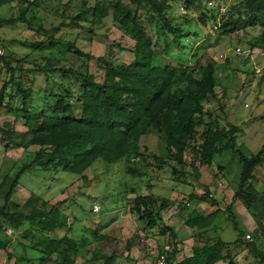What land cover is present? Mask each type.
I'll return each mask as SVG.
<instances>
[{"label": "trees", "instance_id": "trees-1", "mask_svg": "<svg viewBox=\"0 0 264 264\" xmlns=\"http://www.w3.org/2000/svg\"><path fill=\"white\" fill-rule=\"evenodd\" d=\"M7 1L0 0V8ZM14 1L20 8L18 15L9 18L0 15V27L24 23L38 35L47 32L29 14L39 9L42 2L56 1L65 6L69 3L68 0ZM129 1L134 5L132 8L121 0H95L86 10L73 16L69 25L76 24V20L87 19L84 15L88 11L91 25L111 17L117 29L134 41L133 59L128 64L118 65L108 56L96 58V63L102 60L100 75L96 78L89 71V63L84 70H76L61 65L62 59L48 58L44 64H37L35 68V71L45 76L46 83L53 82V86L42 91L40 105L32 102L30 87L25 86L23 79L15 75L16 72L22 73L24 60H15L12 66L6 57L0 56V65L6 68L9 75L0 87V113L14 117L13 122L5 123V128L0 131L5 135L8 145L23 150L38 148L32 154L29 164L14 175H5L0 181V249H7L8 241L1 237L6 228L13 231L26 228L31 238L30 247L41 253L38 264H76L81 249L86 247L96 254L99 251L97 244L100 243L104 247L106 243L110 244L106 246L108 254L101 256V264H113L117 257V240L112 236L92 230L90 235L93 240L85 236L74 240L68 234L61 238L51 237L50 233L58 228L65 227L67 231L71 228L68 216L60 209L61 204H51L36 198L29 212L23 209L8 212L11 197L19 186L21 176L34 168L45 172L60 169L86 181L88 171L99 160L104 162L105 167L133 160L145 161L147 147L141 144V140L149 134H155L164 153L161 156L153 154L151 158L158 168L166 159L174 162L172 172L176 181L182 183H187L184 180L187 173L185 153L194 142L195 150L209 162L215 155L223 156L227 151H232L241 165L233 199L242 203L255 223V228L251 230V240H246L247 230L239 224L230 204L224 211L236 233L233 240L224 241L220 236L210 237L206 231H202L198 234L205 235V240L201 245L192 247L191 256L176 262L174 251H162L160 255L165 256L168 264H215L219 261L237 264V257L243 251H248L260 264H264V249L256 243L260 236H264V186L257 188L253 185L255 174L264 163V144L255 154L244 155L236 147L238 129L234 126L229 130L219 128L217 119L205 108V103L217 97L216 64L213 59L205 56L197 59L193 65L179 62L175 67L169 63L163 67L152 65L154 57L167 56L173 54V48H182L181 40L187 33L190 19L184 15H172L171 6L175 0ZM181 1L187 11L196 2ZM207 3L212 5V0ZM146 7L148 17L144 20L141 11ZM219 11L217 7H205L200 11L198 19L202 25L212 21L218 36L258 29V36L251 47L264 52V0H235L223 14ZM54 31H59V27H55ZM64 44L70 49L74 48L72 42L55 40L52 35L30 44V47L38 49L45 45L52 47ZM75 52L83 55L79 50ZM84 56L87 61L93 59L89 54ZM53 78H58V81H53ZM17 100L19 104H16ZM32 115L41 121L37 125L28 126ZM17 122H22L24 131L16 129ZM218 168L222 169L221 166ZM127 172L135 173L131 167H127ZM207 195L198 196L193 193L189 200L204 201ZM133 202L134 207L130 211L138 215L139 221H145L149 228L161 222V231L175 237L173 230L161 220L162 211L173 202L164 200L157 206L158 198L153 194L138 195ZM206 218H186V223L193 226L199 219L202 222L200 228L203 229L207 226L206 221L212 217ZM22 237L28 236L23 233ZM130 247L131 243L126 242L125 250L128 251ZM11 255L15 256L19 264L30 261L14 252L8 258ZM59 258L63 261H57ZM95 260L96 257H91L83 264H94Z\"/></svg>", "mask_w": 264, "mask_h": 264}, {"label": "rangeland", "instance_id": "rangeland-1", "mask_svg": "<svg viewBox=\"0 0 264 264\" xmlns=\"http://www.w3.org/2000/svg\"><path fill=\"white\" fill-rule=\"evenodd\" d=\"M68 1L67 6L59 5L56 1L42 2L39 9L29 14L34 16L37 23L42 24L47 34L41 32V35H38L24 23L0 27V56L6 57L12 66L15 65V60H24L22 73L16 72L15 75L20 76L25 86L30 87L33 94L32 102L36 105L41 104L42 91L53 86V82L46 83L45 76L35 71L36 65L44 64L46 59H62L61 65L76 70H84L89 63V71L98 78L102 60L97 64L96 58L108 56L114 64L119 65L128 64L134 56V41L117 29L111 17L105 18L97 25H91L88 21L90 18L88 11L84 15L87 19L76 20V24L69 25L73 16L86 10L95 0ZM121 1L129 8L134 6L129 0ZM234 1L212 0L210 6L219 8L220 14H223ZM207 2L208 0H196L194 6L187 11L181 0H175L171 6L172 15L174 17L184 15L190 19V24L186 27L187 33L181 40L182 48H173V54L167 56L154 57L152 65L163 67L169 63L175 67L179 62L193 65L197 59L205 56L213 59L216 64L217 97L204 106L217 119L219 128L229 130L234 126L238 129L236 147L244 155L255 154L264 144V52L251 47L259 30L247 29L246 32L234 33L231 36H218L212 21L209 20L206 25H202L198 19L200 11L210 7ZM19 9L16 1L8 0L0 8V15L3 18L16 17ZM147 9L148 7L141 11L144 20L148 17ZM55 27H59V31H54ZM49 35L64 43L72 42L74 48L70 49L66 44L52 47L45 45L38 49L30 47V44ZM75 50H79L83 55L80 56ZM87 54L93 59L87 61L84 56ZM220 54L223 58H218ZM8 78L6 68L0 65V87ZM52 80L58 81V78ZM16 104H19L18 100ZM13 120V116L0 113V129L5 128V123ZM40 121V118L32 115L28 126L37 125ZM15 127L20 131L25 130L22 122H17ZM5 139V135L0 131V181L5 175H14L29 164L32 154L38 149L30 147L23 150L8 145ZM194 143L185 153L187 173L184 180L187 183L176 181L172 172L174 162L171 160L166 159L161 167H156L157 163L151 155L161 156L164 150L158 137L149 134L141 140V144L147 147L145 161L133 160L105 167L104 162L99 160L88 171L86 181L60 169L45 172L34 168L25 172L11 197L8 212L21 209L29 212L36 198L47 200L51 204L59 202L60 209L68 216L71 228L69 231L65 227L58 228L50 233L51 237L61 238L68 234L74 240L80 236L93 240L90 235L92 230L108 234L117 240V257L113 264H155L162 251H169L167 246L171 248L174 239L181 242V256L190 254L191 247L189 244L185 245V242L189 241L196 245L198 242L202 243L205 237L202 234L191 236L193 226L187 225L186 218L203 215L208 217L205 213L211 209L218 210L215 215L223 231L220 237L224 241L233 240L236 233L227 221L224 210L231 201L243 206L239 200L233 199L241 170L240 162L232 151H227L223 156L215 155L209 162L207 158L199 155L197 149L195 150ZM218 166L222 169L220 170ZM127 167H131L135 173H128ZM253 185L257 188L264 186V163L255 174ZM193 193L198 196L209 194L204 201H200L202 207L197 208L199 201L189 200L190 194ZM148 194L158 198L157 206L164 200L173 202L162 211L161 220L167 227L175 230L174 238L168 232L161 231V222L158 226L149 228L145 221H139L135 212L130 211L133 210V199L136 196ZM95 206L99 208L97 211H94ZM200 208H204L205 212ZM194 209L199 211L194 212ZM244 214L247 216L245 211ZM248 221V228H255L254 221L251 219ZM195 224L200 229L202 222L198 219ZM25 229L18 231L5 229L1 237L8 241V245L7 249H0V264H19L16 263L14 255L8 258L12 252L30 260L22 264H38L41 253L30 247L31 238ZM23 233L28 237H22ZM246 234L251 235V231H247ZM37 240L36 237L35 241ZM126 242L131 243L128 251L124 248ZM256 243L264 249V236H260ZM106 246L110 244L106 243ZM106 246L97 244L99 251L96 254L88 251L86 247L81 249L75 263L80 264L86 259L96 257L94 264H101V256L108 254ZM57 261L63 260L59 258ZM236 261L237 264H260L248 251H243Z\"/></svg>", "mask_w": 264, "mask_h": 264}, {"label": "crops", "instance_id": "crops-1", "mask_svg": "<svg viewBox=\"0 0 264 264\" xmlns=\"http://www.w3.org/2000/svg\"><path fill=\"white\" fill-rule=\"evenodd\" d=\"M224 171L222 170V173H223ZM196 203V202H195ZM217 204V202H215V205ZM230 204H232V206H233V210H234V212H235V214L237 215V217H238V221H239V224L241 225V226H243L247 231H251V230H253V229H250V228H248V225H249V221H248V219L250 220H252V218L250 217V215H249V213L244 209V207L243 206H239V204L237 205V203L236 202H234V201H231V202H229L228 203V205H230ZM201 205V202L199 201L198 203H197V208H198V206L199 207H202V206H200ZM227 205V206H228ZM202 208H200V210H201ZM195 210V209H194ZM205 209L203 208L201 211H204ZM196 211H199L198 209L197 210H195L194 212H196ZM215 212V210H213V209H211L210 211H207L206 213H205V215H208L209 217H212L210 220H208V222H207V226H205V228H203V229H199V227H197V225L196 224H194L193 225V227L192 226H190V225H188L189 227H192L191 228V233H190V235L191 236H193L194 237V235H199L198 233L199 232H201L202 233V231H206L207 232V235H209L210 237H215V236H220V234L223 232V231H221L222 229L220 228V226H219V224L217 223L218 222V219H216V215H213V213ZM244 211H245V213H247V216H245V214H244ZM205 212V211H204ZM195 214V213H194ZM203 217H205L204 215H203ZM193 218H197L196 216H193ZM206 218V217H205ZM253 221V220H252ZM173 232L174 233H176L175 232V230H173ZM203 235V234H202ZM204 237H205V235H204ZM177 243V244H176ZM190 245V254H188V255H184V256H181L182 255V253H181V251H180V245H181V242L180 241H178V240H175L174 239V241H173V244H172V247L170 248L169 246H167V249L169 250V252H171V251H174V254H175V261L176 262H179V261H181L184 257H189V256H191V254H192V247L193 246H199V245H201L202 243H200V242H198V244H196V245H193L191 242H185V245ZM85 261V260H84ZM84 261L83 262H81L80 264H83L84 263ZM215 264H227V263H225V262H222V261H219V262H217V263H215Z\"/></svg>", "mask_w": 264, "mask_h": 264}, {"label": "built area", "instance_id": "built-area-1", "mask_svg": "<svg viewBox=\"0 0 264 264\" xmlns=\"http://www.w3.org/2000/svg\"><path fill=\"white\" fill-rule=\"evenodd\" d=\"M211 4V3H210ZM221 11V10H220ZM218 58H223V55H219ZM99 208L98 206H95L94 207V211H97ZM245 239L246 240H251V235L250 234H246L245 235ZM155 264H168L167 261H166V258L164 255H159L156 259V262Z\"/></svg>", "mask_w": 264, "mask_h": 264}]
</instances>
